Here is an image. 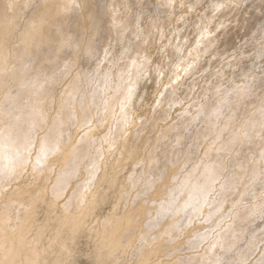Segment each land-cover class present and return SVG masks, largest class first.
Wrapping results in <instances>:
<instances>
[{"label": "rangeland", "instance_id": "rangeland-1", "mask_svg": "<svg viewBox=\"0 0 264 264\" xmlns=\"http://www.w3.org/2000/svg\"><path fill=\"white\" fill-rule=\"evenodd\" d=\"M162 1L75 0L69 10L61 11L64 0H0V53L8 57L7 73L15 69L12 57L19 48L18 38L32 21L51 20V37L71 44L60 67L43 64L45 44L41 51L26 55L22 60L25 72L0 90L3 102L4 95L18 85L27 84L44 70L47 74L43 89L49 94L39 102V112L45 113L46 120L23 130L29 133L30 147L15 160L24 158L25 162L17 184H28L31 190L12 193L40 195L35 223H48L58 208L50 197L63 170L61 156L73 145L81 159V173L69 183L65 198L88 197L81 204L86 223L80 230L74 231L71 222H66L62 225L64 238L50 237L49 233L37 244L38 254L31 253V246L20 247L17 264H111L107 249L90 228L140 207L142 197L151 196L147 183L156 181L167 167L175 172L172 183L154 201L166 206L190 205L188 196L179 189L182 181L194 169L210 164L214 154L228 145L229 150L220 157L222 174L201 212L191 216L173 239L160 241L165 251L160 258L167 264L175 256H196L194 262L199 264L200 257L211 251L217 236L228 227L244 236V242L257 236L251 260L262 255L264 162L257 157L264 148V0H172L170 5ZM220 3L225 7L217 11ZM52 13L56 14L51 19ZM97 24L101 30L95 34ZM205 28L208 34L203 33ZM136 55L150 59L151 71L129 106L121 94L122 85L128 61ZM49 56L53 58V54ZM93 77L94 84L86 82ZM77 80L81 83L79 92L71 94ZM114 86L119 87V93ZM94 89L100 104L86 110L85 118L90 121H84L82 102L89 100ZM109 102H115L116 107L109 110ZM221 104L227 107L216 128L211 129L200 113ZM121 105L127 106L123 109ZM58 123L62 125L61 137L52 146L48 178L41 182L31 171L33 167L44 169L41 144ZM225 125L227 132H223ZM95 126H99L98 132ZM248 133L253 140L250 145L245 142ZM234 135L237 140L231 139ZM170 159L174 161L170 163ZM254 166L259 175L256 180L251 178ZM236 172L241 175L238 183L226 187L227 179ZM142 207L148 216L149 205ZM254 207L257 212L250 213ZM15 210L11 215L16 217ZM167 210L166 224L174 216L171 208ZM215 211L219 213L217 226L206 218ZM32 229L30 236H38ZM199 232H205L206 238L197 249L189 250L187 241ZM128 250L132 252V248ZM128 256L123 257V264H133Z\"/></svg>", "mask_w": 264, "mask_h": 264}, {"label": "bare ground", "instance_id": "bare-ground-1", "mask_svg": "<svg viewBox=\"0 0 264 264\" xmlns=\"http://www.w3.org/2000/svg\"><path fill=\"white\" fill-rule=\"evenodd\" d=\"M74 1L64 0V6L61 8V11L69 10ZM162 2L165 5H170V0H163ZM45 9H48L47 5ZM55 14L52 13L50 18H55ZM1 24L3 25L4 23L2 22ZM96 26L94 33L98 34L101 30L100 24ZM51 27L52 21L44 18L32 21L27 25L26 31L18 38L17 44L19 48L16 49L12 57L15 69L11 73H7V68L5 69L8 61L7 55L0 53V90L7 82L14 79L15 75L25 72L26 67L23 65V58L31 54L34 50H42L44 44L48 46L45 48V52L39 50L44 58L43 64H52L56 67L62 66L61 62L65 61V54L63 53L71 44L65 39L54 40L50 33ZM50 54H53V58L49 56ZM46 78L47 74L44 70L29 79L27 84L23 83L18 85V89L16 88L14 92H9L4 95L2 91L4 100L3 102L0 101V207L3 206L4 208H2L3 212H0V264H17L16 260L20 256L19 248L22 246H31V253L38 254L39 249L37 244L44 237H49V233H51L50 237L64 238L66 235L64 230L65 226L62 227V225L68 221L71 222V228L74 231L80 230L81 226H84L86 223V216L81 210V204L88 197L85 195H76L65 198L69 183L81 173V159L76 155V146H67L61 156L64 164L63 170L53 186L52 196L50 197V200L53 199L57 202L56 206L58 208H55L54 217H50L48 223H35L37 208L42 199L40 195L28 193L26 196L21 194L15 196L12 193L14 191H23L19 189H24L25 192L31 190L28 184L23 187L17 184L19 182L18 177L22 174L25 162L24 158H20L17 161H23V163L17 166V161L15 160L19 156L21 157L23 151H28L30 147L29 133L23 130L25 129L26 131L29 128L38 126L46 120L45 113L39 112L41 109L40 100L49 94V91L43 89ZM94 80L95 77L88 78L86 82L92 83ZM80 86L81 83L77 80L72 87L71 94L78 91ZM114 87H116L114 88L116 93H119V87ZM96 92L98 91L94 89L88 96L89 100L82 102L84 121H90L85 118L86 110H89L91 106L100 104L99 95ZM26 100L27 102L23 104ZM126 106L121 105V108L124 109ZM115 107V102H109L107 104L109 110ZM226 107V104H221L217 109L202 111L200 115L205 116L211 129H215L216 122ZM226 125L223 127V132L228 131V126ZM4 127L6 128L4 129ZM53 128V131L44 138L41 144L40 163L44 164V169L39 171L38 167H33L31 171V174L37 173L38 179L41 182L48 178V171L51 169L50 156L54 155L52 146L61 137V123H58L57 127L55 124ZM95 128L97 132L100 129L99 126H95ZM90 136L87 135V137ZM236 138L238 137L234 135L231 139L237 140ZM245 142L247 145L253 142L249 133L245 135ZM177 144L180 143L178 142ZM227 150H229V145L220 148L214 154L213 161L210 164L201 169H194L184 178L179 189L188 196L190 205L184 206V204L178 205L177 203H171L166 206L165 204L162 205L159 201H154L156 200V196L162 192H166L172 183L175 172L173 168L167 167L163 171L162 176L156 181H149L147 183V188L149 187L151 196L147 199L142 197L139 202L140 207L145 204L149 205L148 216L146 214L147 209L133 207L124 216H117L112 221L100 223L97 228H90V231L95 232L99 243L107 249V256L112 258V261L109 263L123 264V257L128 254L131 262L132 260L134 261L133 264H163L160 254L165 253V251L160 241L165 237L173 239L177 231L189 224L191 216L201 212V208L207 201L208 195L215 188V182L222 174L220 157ZM125 156L129 158L127 153ZM257 159L258 161L264 162V148L260 150ZM257 159L255 160L257 161ZM173 161L172 159L169 160L170 163ZM253 169L251 178L256 180L259 175L255 166ZM240 177V172L232 173L227 179L226 187H235ZM224 185L225 183L222 188H224ZM6 198L8 200L5 205L4 200ZM169 208H171L174 216L170 220L172 222L166 224L164 217H167L168 210L166 211V209ZM13 210H15L16 217L11 215ZM256 212L257 208L255 207L250 211L253 214ZM218 215L219 213L217 211L213 214L210 212L206 218L213 226H217L219 224ZM176 216L179 217L177 218ZM33 227L39 234L38 236H30ZM48 230L51 231L49 232ZM236 232V229L228 227L224 233L217 236L210 249L211 251L200 257L201 261H199V264H264V251L258 260H251L257 250V236H254L252 241L244 242V236L238 235ZM205 238V232L196 233L187 241L186 247L189 250H195ZM170 242L174 244L175 240ZM128 248H132V252ZM214 249L218 250V252H214ZM176 253L174 252L173 255ZM235 256L236 259H231ZM174 258V260L167 261V264H198V262H194L196 256L185 258L175 256ZM207 260L209 262H206Z\"/></svg>", "mask_w": 264, "mask_h": 264}, {"label": "clouds", "instance_id": "clouds-1", "mask_svg": "<svg viewBox=\"0 0 264 264\" xmlns=\"http://www.w3.org/2000/svg\"><path fill=\"white\" fill-rule=\"evenodd\" d=\"M172 0H170L171 4ZM225 7L224 3L217 4V11L222 10ZM204 34H208L209 31L207 28L203 31ZM215 35V33H212ZM199 43V41H198ZM128 75L122 85V96L127 105L131 106L134 100L136 99V91L139 87V84L142 80H145L150 75L151 71V61L146 56L136 55L130 61H128ZM139 99H143L141 95ZM131 114V112H130ZM23 161H17V166L22 165Z\"/></svg>", "mask_w": 264, "mask_h": 264}]
</instances>
